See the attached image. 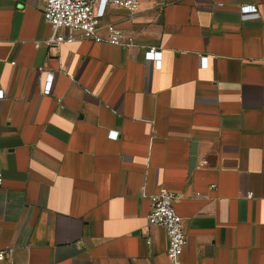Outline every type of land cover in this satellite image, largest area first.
<instances>
[{
    "label": "crops",
    "instance_id": "1",
    "mask_svg": "<svg viewBox=\"0 0 264 264\" xmlns=\"http://www.w3.org/2000/svg\"><path fill=\"white\" fill-rule=\"evenodd\" d=\"M43 7L0 0V264H169L162 190L184 264H264V0H97L130 47L49 48Z\"/></svg>",
    "mask_w": 264,
    "mask_h": 264
},
{
    "label": "built area",
    "instance_id": "2",
    "mask_svg": "<svg viewBox=\"0 0 264 264\" xmlns=\"http://www.w3.org/2000/svg\"><path fill=\"white\" fill-rule=\"evenodd\" d=\"M97 0H44L43 18L51 26L52 34L45 41L49 48H57L64 43L76 41H92L95 43L106 42L116 46L130 47L134 42V35L127 34L113 25L106 27V36L101 35V28L95 15ZM106 5L122 7L130 13L140 10L141 0H105ZM243 19H257L258 9L254 5L243 6L240 10ZM67 30V34L61 33ZM145 60L154 62L156 68H161L162 52L150 48L145 53ZM201 67L207 66V58L200 61ZM52 76L48 77L44 89L45 94L50 93ZM114 138L117 134L112 133ZM4 176L0 172V189L3 187ZM176 194L162 190L151 196V209L147 216L150 226L162 227L167 235V256L169 264H184L182 257L187 246V236L184 231L182 218L176 213L174 204ZM149 242V241H148ZM9 256L8 251H0V262Z\"/></svg>",
    "mask_w": 264,
    "mask_h": 264
}]
</instances>
